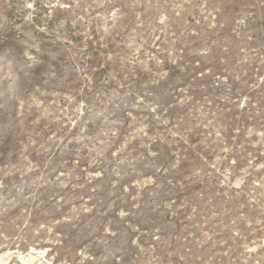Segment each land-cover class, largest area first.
I'll return each instance as SVG.
<instances>
[{
	"label": "rangeland",
	"instance_id": "rangeland-1",
	"mask_svg": "<svg viewBox=\"0 0 264 264\" xmlns=\"http://www.w3.org/2000/svg\"><path fill=\"white\" fill-rule=\"evenodd\" d=\"M0 264H264V0H0Z\"/></svg>",
	"mask_w": 264,
	"mask_h": 264
},
{
	"label": "bare ground",
	"instance_id": "bare-ground-1",
	"mask_svg": "<svg viewBox=\"0 0 264 264\" xmlns=\"http://www.w3.org/2000/svg\"><path fill=\"white\" fill-rule=\"evenodd\" d=\"M33 260V259H32ZM29 261H30V259H29Z\"/></svg>",
	"mask_w": 264,
	"mask_h": 264
}]
</instances>
